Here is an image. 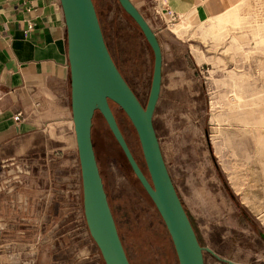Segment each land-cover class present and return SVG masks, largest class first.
I'll use <instances>...</instances> for the list:
<instances>
[{
    "label": "rangeland",
    "instance_id": "1",
    "mask_svg": "<svg viewBox=\"0 0 264 264\" xmlns=\"http://www.w3.org/2000/svg\"><path fill=\"white\" fill-rule=\"evenodd\" d=\"M93 1L107 46L145 106L154 63L147 40L118 0ZM239 13L241 25H228V33L218 41L203 34L204 24L189 25L191 40H181L170 30L173 17H165L164 66L152 123L200 245L235 263L264 264V45L253 35L259 27L264 34V0H245ZM156 20L157 26L162 24L159 17ZM189 42L197 60L207 63H196ZM234 94L240 97L236 107ZM109 104L132 155L148 176L134 126L116 103ZM231 111L239 117L231 118ZM91 134L130 263L179 264L160 214L98 112ZM203 259L204 264H229L206 250Z\"/></svg>",
    "mask_w": 264,
    "mask_h": 264
},
{
    "label": "crops",
    "instance_id": "2",
    "mask_svg": "<svg viewBox=\"0 0 264 264\" xmlns=\"http://www.w3.org/2000/svg\"><path fill=\"white\" fill-rule=\"evenodd\" d=\"M130 1L157 38L162 70L166 16H173L170 30L181 40H191L189 25L204 24L203 34L218 41L228 25H241L245 0ZM261 29L253 35L264 45ZM190 44L196 63H207L197 60ZM232 99L240 105L238 95ZM26 261L105 264L84 215L60 0H0V264Z\"/></svg>",
    "mask_w": 264,
    "mask_h": 264
},
{
    "label": "water",
    "instance_id": "3",
    "mask_svg": "<svg viewBox=\"0 0 264 264\" xmlns=\"http://www.w3.org/2000/svg\"><path fill=\"white\" fill-rule=\"evenodd\" d=\"M60 2L67 29L72 119L81 170L84 215L105 264L130 263L118 235L92 146L91 123L95 109L102 114L134 174L160 214L171 237L178 263L204 264L203 251L213 252L201 246L197 239L165 166L152 123L161 84L162 59L154 32L130 0H118L140 27L153 51L151 85L146 105L143 106L110 56L92 0ZM109 101L116 103L134 126L148 176L134 159ZM222 260L238 264L224 258Z\"/></svg>",
    "mask_w": 264,
    "mask_h": 264
},
{
    "label": "trees",
    "instance_id": "4",
    "mask_svg": "<svg viewBox=\"0 0 264 264\" xmlns=\"http://www.w3.org/2000/svg\"><path fill=\"white\" fill-rule=\"evenodd\" d=\"M92 2H93V4H94V1L92 0ZM94 7H95V4H94ZM122 8V7H121ZM123 9V8H122ZM95 10H96V7H95ZM123 11H124V9H123ZM125 12V11H124ZM126 13V12H125ZM96 14H97V12H96ZM127 14V13H126ZM128 15V14H127ZM129 16V15H128ZM98 17V16H97ZM130 17V16H129ZM131 18V17H130ZM131 20L136 24V22L131 18ZM98 21H99V24H100V20H99V18H98ZM136 26H137V28L140 30V32L142 33V31H141V29H140V27L136 24ZM100 27H101V24H100ZM101 31H102V34H103V30H102V28H101ZM142 35H143V33H142ZM103 38H104V34H103ZM144 39H145V37H144ZM104 41H105V44H106V46H107V43H106V40H105V38H104ZM145 41H146V39H145ZM147 42V41H146ZM147 44H148V42H147ZM148 46L150 47V45L148 44ZM150 49H151V47H150ZM151 51H152V49H151ZM152 53H153V51H152ZM153 58H154V56H153ZM118 69V68H117ZM110 103H112L111 101H109ZM144 106V105H143ZM96 112H98V113H100V111L98 110V109H95L94 110V113H93V116H92V120H93V118H94V115L96 114ZM114 113V112H113ZM101 114V113H100ZM102 115V114H101ZM118 123V122H117ZM119 126V125H118ZM91 128H92V123H91ZM120 128V127H119ZM110 130V129H109ZM110 132H111V130H110ZM112 133V132H111ZM113 135V134H112ZM114 137V136H113ZM115 139V138H114ZM91 141H92V134H91ZM115 141H116V139H115ZM116 143H117V141H116ZM117 145H118V147L120 148V150H121V152L123 153V155H124V158H125V160H126V162H127V164H128V166H129V168H130V170L132 171V173L134 174V172H133V170H132V168H131V166H130V164H129V162H128V160H127V158H126V156H125V154H124V152H123V150L121 149V147L119 146V144L117 143ZM92 146H93V142H92ZM93 150H94V147H93ZM94 154H95V151H94ZM133 157H134V155H133ZM95 159H96V156H95ZM134 159H135V157H134ZM136 160V159H135ZM96 162H97V160H96ZM136 162H137V160H136ZM138 163V162H137ZM139 165V164H138ZM97 166H98V162H97ZM139 167H140V165H139ZM141 168V167H140ZM98 170H99V168H98ZM141 170H142V168H141ZM143 171V170H142ZM99 173H100V171H99ZM145 174V173H144ZM100 176H101V173H100ZM134 176H135V178H136V180L138 181V183L141 185V183H140V181L138 180V178L136 177V175L134 174ZM101 179H102V176H101ZM102 183H103V179H102ZM103 187H104V184H103ZM141 187H142V189L144 190V192L146 193V195L149 197V195L147 194V192L145 191V189L143 188V186L141 185ZM104 190H105V188H104ZM150 198V197H149ZM108 199V198H107ZM151 199V198H150ZM152 201V200H151ZM108 203H109V201H108ZM110 206V205H109ZM111 209V208H110ZM112 212V211H111ZM113 215V214H112ZM114 218V217H113ZM117 227V226H116ZM118 231V230H117ZM169 234V233H168ZM118 235H119V232H118ZM170 236V235H169ZM119 238H120V240H121V237H120V235H119ZM171 238V237H170ZM121 243H122V240H121ZM122 245H123V243H122ZM123 248H124V245H123ZM124 251H125V249H124ZM125 253H126V251H125ZM127 256V255H126ZM127 259H128V256H127ZM128 261H129V259H128ZM129 263H130V261H129ZM131 264V263H130Z\"/></svg>",
    "mask_w": 264,
    "mask_h": 264
},
{
    "label": "flooded vegetation",
    "instance_id": "5",
    "mask_svg": "<svg viewBox=\"0 0 264 264\" xmlns=\"http://www.w3.org/2000/svg\"><path fill=\"white\" fill-rule=\"evenodd\" d=\"M107 48H108V46H107ZM108 51H109V53H110V56H111L112 60L114 61V64L116 65V67L118 68L119 72L121 73L122 77H123L124 80L127 82V84L129 85V87L132 89L131 85L129 84V82L127 81V79L124 77V75H123V73L121 72L120 68L118 67L116 61L114 60V58H113V56H112V54H111L109 48H108ZM132 90H133V89H132ZM133 92H134V90H133ZM134 93H135V92H134ZM135 95H136V93H135ZM136 96H137V95H136ZM137 98H138V100L140 101V99H139L138 96H137ZM140 102H141V101H140ZM141 104H142V103H141Z\"/></svg>",
    "mask_w": 264,
    "mask_h": 264
},
{
    "label": "bare ground",
    "instance_id": "6",
    "mask_svg": "<svg viewBox=\"0 0 264 264\" xmlns=\"http://www.w3.org/2000/svg\"><path fill=\"white\" fill-rule=\"evenodd\" d=\"M173 17V16H172Z\"/></svg>",
    "mask_w": 264,
    "mask_h": 264
}]
</instances>
